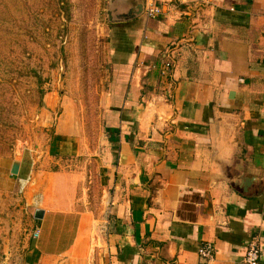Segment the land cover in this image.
Segmentation results:
<instances>
[{
    "label": "crops",
    "instance_id": "crops-1",
    "mask_svg": "<svg viewBox=\"0 0 264 264\" xmlns=\"http://www.w3.org/2000/svg\"><path fill=\"white\" fill-rule=\"evenodd\" d=\"M155 2L165 15L112 24L106 116L119 131H105L102 175L92 160L63 166L71 121L35 157L5 163L4 185L31 215L24 264H246L250 242L264 264V0ZM169 58L165 78L156 67Z\"/></svg>",
    "mask_w": 264,
    "mask_h": 264
},
{
    "label": "rangeland",
    "instance_id": "rangeland-1",
    "mask_svg": "<svg viewBox=\"0 0 264 264\" xmlns=\"http://www.w3.org/2000/svg\"><path fill=\"white\" fill-rule=\"evenodd\" d=\"M109 1L0 0V264H24L32 226L20 194L4 185L6 162L23 152L35 157L37 146H48L57 127L71 121L63 166L79 170L85 162L90 170L92 160L102 175V161L94 160L108 146L110 65L120 40L107 21ZM48 168L62 166L53 161ZM52 226L43 225L45 238ZM72 229L62 221L63 233Z\"/></svg>",
    "mask_w": 264,
    "mask_h": 264
},
{
    "label": "built area",
    "instance_id": "built-area-1",
    "mask_svg": "<svg viewBox=\"0 0 264 264\" xmlns=\"http://www.w3.org/2000/svg\"><path fill=\"white\" fill-rule=\"evenodd\" d=\"M143 15L146 18H157L165 15L161 6H159L155 0H146L144 6ZM173 67V62L171 58L160 63L159 66L156 67L158 73L167 78L171 73ZM40 236L39 228H34L32 231V239L36 240ZM213 248L210 244H205L201 246L198 250V254L200 257L209 258L212 255ZM260 260V250L256 243L250 242L244 255V261L246 264H258Z\"/></svg>",
    "mask_w": 264,
    "mask_h": 264
},
{
    "label": "water",
    "instance_id": "water-1",
    "mask_svg": "<svg viewBox=\"0 0 264 264\" xmlns=\"http://www.w3.org/2000/svg\"><path fill=\"white\" fill-rule=\"evenodd\" d=\"M146 0H110L108 4V8L106 10L107 21L109 24H119V23H127L131 22L135 19H138L143 15L144 6ZM19 170V163L17 161H13L10 174L17 176ZM247 180L243 181V184H248ZM43 211L35 210L34 211V220H42L43 219Z\"/></svg>",
    "mask_w": 264,
    "mask_h": 264
},
{
    "label": "trees",
    "instance_id": "trees-1",
    "mask_svg": "<svg viewBox=\"0 0 264 264\" xmlns=\"http://www.w3.org/2000/svg\"><path fill=\"white\" fill-rule=\"evenodd\" d=\"M119 82H122V81L120 80ZM114 84H117V83H114ZM117 122H118V116H116V118L108 117L106 120V123H105V131L108 134V136L110 137L111 141L113 139L114 140L116 139V137H114V135H115L114 133L118 134V131H119L118 126H117ZM113 123H115V124H113ZM111 136H112V138H111Z\"/></svg>",
    "mask_w": 264,
    "mask_h": 264
}]
</instances>
